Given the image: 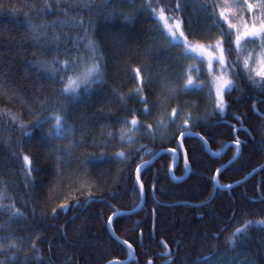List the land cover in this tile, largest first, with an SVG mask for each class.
<instances>
[{
	"label": "trees",
	"instance_id": "1",
	"mask_svg": "<svg viewBox=\"0 0 264 264\" xmlns=\"http://www.w3.org/2000/svg\"><path fill=\"white\" fill-rule=\"evenodd\" d=\"M244 3L0 0V264H107L131 259L133 251L127 264H264V224L255 223L264 220V168L231 189H216L214 179L216 169L236 156V146L218 155L236 138L240 155L221 172L220 185L264 164V91L247 78L243 57L237 75L225 73L236 87L225 92L223 113L216 108L207 120L169 136L157 124L162 109L184 104L182 91L168 90L178 67L158 42L162 10L180 24L187 42L207 48L222 38L221 26L228 27L219 12L236 24L235 16L247 13ZM55 21L67 23L45 27ZM85 32L101 57L102 82L81 88L73 99L61 94L64 73L46 70L44 62L86 61L92 55L87 40L73 43ZM55 36L59 44L52 42ZM226 56L229 63L237 59L234 49ZM188 97L198 114L209 107L200 92ZM53 113L70 129L67 138L49 135ZM133 118L137 136L129 145L121 128ZM169 148L180 155L174 177V153L141 169L144 205L113 218L117 240L108 217L141 206L136 168ZM183 150L191 166L185 179ZM12 205L21 215H12ZM247 221L253 224L231 245L229 238Z\"/></svg>",
	"mask_w": 264,
	"mask_h": 264
},
{
	"label": "snow or ice",
	"instance_id": "2",
	"mask_svg": "<svg viewBox=\"0 0 264 264\" xmlns=\"http://www.w3.org/2000/svg\"><path fill=\"white\" fill-rule=\"evenodd\" d=\"M247 11L249 12H255L256 9L261 10V15L258 18L259 23L257 24V18L254 16L253 23L251 26H248L246 22H243V30H241L240 27L232 24L231 22L227 21L226 13L225 11L221 10L219 12V17L222 21L226 22L228 24L227 29L225 30L221 26V39H218L215 43V45H210L207 48L205 47H199V48H189L191 52L197 53L201 58H204L206 60V63L209 65V71L211 72L213 70V65H219V69L221 72V75L218 77H214V88H215V96H216V107L217 109L223 113L226 107V104L224 102V94L226 91L233 90L236 85L233 82L232 79L228 78L225 73H231V75H237L235 68L240 67L241 58L243 57V69L248 73V79L252 81V84L254 87L264 91V0H258L257 3H250L248 0H245V3L243 5ZM148 7H151L150 5ZM214 8L215 5H212ZM154 11V10H153ZM161 17L163 18V10L161 12ZM67 23V21H55L51 25H46L47 28H54L57 25H63ZM83 26L82 23L80 25ZM176 29L180 28V24L177 23L175 25ZM171 39L174 41H179L181 37H183V32H180V35L177 36L176 31L173 28L168 29ZM87 40L86 48L87 50L92 53L90 55L89 59L87 61H82L80 57H77L75 61H59V60H53L52 62H44L47 64L46 70L52 71V72H63L64 75L60 76V83L63 85L61 89L62 95L71 94L72 98L75 99L79 95V91L81 88H90L96 83H101V76H102V64H101V57L98 55H95V43L89 39L88 33L85 32L83 36H78L76 40L73 42L75 43H82L83 41ZM225 41L228 43V48L226 49L224 47ZM53 43L59 44V37L55 36ZM186 43V42H185ZM258 45L260 52L256 55V63L259 67V70H255L250 67V60L253 58V52L249 51L247 56H244V52L248 51L247 45ZM233 49L236 52L237 59L235 61H232L229 63L226 52L231 53ZM60 65V68L57 69L54 67V65ZM68 71H72L74 75H67ZM254 73V75H253ZM256 77H259L257 80ZM136 78L137 80L141 81V85L143 84V81L140 77V71L139 69L136 70ZM201 85H198L194 82L192 76L189 74L187 75L186 82L184 85L183 91H187L192 88H201ZM141 89L138 88L136 90V95L140 96L141 101L145 104L144 111L148 112L149 109L147 107V101L146 98L140 95ZM172 115L175 117L177 115V110H172ZM52 119L55 120V130L53 131L52 128H49V135L50 136H63L66 135L70 129H67L64 125L63 118L53 113ZM13 119H15L13 117ZM47 119V117H46ZM126 123H129L128 121H125ZM36 123H40V121H37ZM130 124L135 129L138 127V121L133 118L130 121ZM184 124H188V120L184 121ZM148 129H151V125L147 126ZM181 137V144L183 143L184 133H180ZM237 148H239L241 141L239 139H236L234 141ZM169 151L175 152L176 149H170ZM119 155L123 156L124 153H119ZM24 160L26 162H29V158L27 156L24 157ZM148 163L147 161L145 162ZM185 165H188L187 160V153H185ZM140 167L138 166L136 168L137 172V179L139 180V174H140ZM221 174V169H216V176H219ZM215 179V178H214ZM220 187H224L223 185H220ZM228 187H231V185H228ZM141 191H143V184L140 185ZM4 199V195L0 193V201ZM0 207H4L3 204H0ZM12 215L18 216L21 215L18 209H15V206L12 205ZM115 213L113 214V216ZM113 216L108 217V224L111 225L113 223ZM257 224H264V220L256 221ZM253 224V221H247L243 225V227H237L235 229V232L233 233L232 237L229 238V243L233 246L236 245V239L235 237L239 234H243L247 231V229ZM3 239H10V237H3ZM125 245H127L128 249L131 252L132 245L128 243V241H123ZM11 247L15 249V244H11ZM116 264H119V262H116ZM149 264H151V261H149Z\"/></svg>",
	"mask_w": 264,
	"mask_h": 264
},
{
	"label": "rangeland",
	"instance_id": "3",
	"mask_svg": "<svg viewBox=\"0 0 264 264\" xmlns=\"http://www.w3.org/2000/svg\"><path fill=\"white\" fill-rule=\"evenodd\" d=\"M245 2V0H242ZM250 3H257L258 0H248ZM261 15V10L256 9L255 12L247 11L246 14L241 16H235L236 26L240 27L243 30V22H246L248 26H251L253 23L254 16L257 18V24L259 23V17ZM160 22L162 26V34L159 38L161 47L165 50L166 54L171 56L170 60L177 61V69L174 72V80L172 84L168 85V90L171 94H178L179 91H182L184 94V104L175 107L177 110V115L174 117L172 111H169L168 108H164L159 113V118L157 124L161 126L162 133L165 136L173 135L177 132H180L183 129H188L194 123H200L207 120L216 107V96L214 88V77L221 75L219 65H213V70L209 71V65L206 63L204 58H201L197 53L191 52L189 48H199L201 46L187 42L183 37L179 41H174L171 39L168 29L171 27L176 31L177 36L180 35L178 29L175 28V23L170 18L160 16ZM186 42V43H185ZM248 51L244 52V56L248 55L249 51L253 52V58L250 60V67L259 70V67L256 63V55L260 52L258 45H247ZM92 54V53H90ZM95 55L98 53L95 50ZM89 59V58H88ZM87 59V60H88ZM86 60V61H87ZM191 75L194 82L198 85H201V88H192L187 91H183L184 85L186 82L187 75ZM254 75V73H253ZM207 80V81H206ZM196 92H200L202 95L206 96L207 104L209 107L204 110L203 114H198L194 108H192L193 102H191L190 96ZM225 102V94H224ZM188 120V124L185 125L184 121ZM131 120H128L129 123H124V126L121 128L122 136L125 137L127 144H133L137 136V132L130 124ZM65 125V124H64ZM66 127V126H65ZM67 128V127H66ZM70 135V131L66 135L61 136L63 139L67 138Z\"/></svg>",
	"mask_w": 264,
	"mask_h": 264
},
{
	"label": "water",
	"instance_id": "4",
	"mask_svg": "<svg viewBox=\"0 0 264 264\" xmlns=\"http://www.w3.org/2000/svg\"><path fill=\"white\" fill-rule=\"evenodd\" d=\"M239 129H245V128L240 127ZM237 130H238V129H237ZM237 130H236V131H237ZM189 133H192V132H186V134H189ZM195 135L198 136L199 138H201V139L205 142L208 151H209L210 153H212V150H211V148H210L208 142H207V141H206L201 135H199V134H195ZM236 139H237V138H236ZM236 139H235V140H236ZM235 140H234V141H235ZM180 141H181V139H180ZM234 141L228 143L227 145H225V147L223 148V150H222L218 155L224 154V153L228 150L229 147H231V146H236L235 143H234ZM182 148H183V146H182ZM170 149H171V148L160 150V151L157 152V153H156L151 159L147 160V162H148L147 164L145 163L146 161L143 162V163L139 166L140 169H142V168H143L144 166H146V165H149V164H151V163H154L157 159H159L162 155H164V154H166V153H174L175 156H176V159H175L174 166H173L172 169L170 170V176H171V177H174L175 168L177 167V165H178V163H179L180 155H179V153H178L177 151H175V152L169 151ZM183 149H184V148H183ZM183 151H184V150H183ZM240 152H241V144H240V146H239V148H238V152H237L236 156H235L231 161H229L228 163H226L224 166H222V167L220 168V169H221V172L224 171L228 166H230V165H231V164H232V163H233V162L239 157ZM185 153H186V152L184 151V156H185ZM262 168H264V164H263L262 166H260L259 168H257L256 170H254V171H253L250 175H248L246 178H244V179H242V180H240V181H238V182H236V183H233V184L231 185V187H228V186L220 187V184L218 183V178H219V176H216V175H215L216 189H218V188H219V189H231V188H233V187H235V186H237V185L243 183L244 181L248 180L250 177H252L255 173H257L258 171H260ZM140 171H141V170H140ZM190 172H191V166L188 164V170H187V173L185 174V176L183 177V179L187 178V177L189 176ZM136 178H137V172H136ZM137 181H138V183H139L140 185L142 184V182H141V180H140V174H139V180L137 179ZM214 194H215V192H214ZM144 202H145V191H144V187H143V191H142V204H141V206L138 207L137 209L133 210V211H117V212L115 213V215L113 216V218H114L116 215H118V214H132V213L139 212V211L141 210L142 206L144 205ZM108 228H109L110 233H111V234H112L117 240L121 241L120 238L115 234V232H114V230H113V227H112V224H111V225L108 224ZM133 257H134V251H133ZM133 257H132V258H133ZM132 258L129 259V260H127V261L115 260V261L109 262V263H107V264H116V262H119V264H127V263H129V262L132 260Z\"/></svg>",
	"mask_w": 264,
	"mask_h": 264
}]
</instances>
